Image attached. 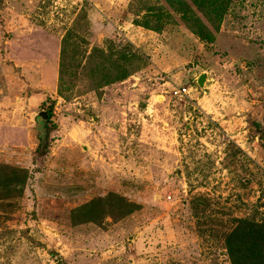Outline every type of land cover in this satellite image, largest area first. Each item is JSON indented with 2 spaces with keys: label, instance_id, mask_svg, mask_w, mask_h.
I'll return each mask as SVG.
<instances>
[{
  "label": "rangeland",
  "instance_id": "rangeland-1",
  "mask_svg": "<svg viewBox=\"0 0 264 264\" xmlns=\"http://www.w3.org/2000/svg\"><path fill=\"white\" fill-rule=\"evenodd\" d=\"M241 221L264 0H0V264H232Z\"/></svg>",
  "mask_w": 264,
  "mask_h": 264
},
{
  "label": "trees",
  "instance_id": "trees-1",
  "mask_svg": "<svg viewBox=\"0 0 264 264\" xmlns=\"http://www.w3.org/2000/svg\"><path fill=\"white\" fill-rule=\"evenodd\" d=\"M197 7L200 9L201 6L198 4ZM198 35L207 42L212 40L211 37H203L200 33ZM128 59L125 60L127 63ZM138 59L135 57V60ZM133 63L131 60L129 66L136 65ZM135 72H137L136 68L129 73H125L123 77ZM47 114L50 116V111ZM38 139L37 155L40 157L45 156L48 151L47 141L41 140V138ZM226 244L232 264H264V225L259 226L252 222L241 221L234 233L227 238Z\"/></svg>",
  "mask_w": 264,
  "mask_h": 264
},
{
  "label": "water",
  "instance_id": "water-1",
  "mask_svg": "<svg viewBox=\"0 0 264 264\" xmlns=\"http://www.w3.org/2000/svg\"><path fill=\"white\" fill-rule=\"evenodd\" d=\"M206 80V77L204 75L200 76V78L198 79V85L199 87H203L204 82ZM48 118V114L45 112H40L35 118H34V122L37 123L38 121H45Z\"/></svg>",
  "mask_w": 264,
  "mask_h": 264
},
{
  "label": "built area",
  "instance_id": "built-area-1",
  "mask_svg": "<svg viewBox=\"0 0 264 264\" xmlns=\"http://www.w3.org/2000/svg\"><path fill=\"white\" fill-rule=\"evenodd\" d=\"M189 93V90L187 89H183L182 91L176 92V95H187Z\"/></svg>",
  "mask_w": 264,
  "mask_h": 264
}]
</instances>
